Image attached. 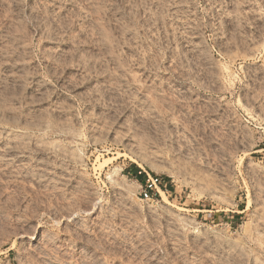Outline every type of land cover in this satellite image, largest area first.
Listing matches in <instances>:
<instances>
[{"label":"rangeland","instance_id":"obj_1","mask_svg":"<svg viewBox=\"0 0 264 264\" xmlns=\"http://www.w3.org/2000/svg\"><path fill=\"white\" fill-rule=\"evenodd\" d=\"M0 264H264V0H0Z\"/></svg>","mask_w":264,"mask_h":264},{"label":"trees","instance_id":"obj_2","mask_svg":"<svg viewBox=\"0 0 264 264\" xmlns=\"http://www.w3.org/2000/svg\"><path fill=\"white\" fill-rule=\"evenodd\" d=\"M134 172L136 173V175H137V178L141 181V183L142 184H144L145 183V180H146V174H141V173H143L142 172V169L141 168H139L138 166H134ZM142 175H144V176H142ZM159 178L158 177H156V180H158Z\"/></svg>","mask_w":264,"mask_h":264}]
</instances>
